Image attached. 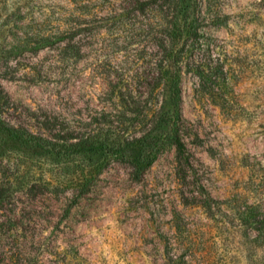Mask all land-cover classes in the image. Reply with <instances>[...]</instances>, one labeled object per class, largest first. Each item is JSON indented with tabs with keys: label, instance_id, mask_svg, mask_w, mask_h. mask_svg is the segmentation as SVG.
<instances>
[{
	"label": "rangeland",
	"instance_id": "rangeland-1",
	"mask_svg": "<svg viewBox=\"0 0 264 264\" xmlns=\"http://www.w3.org/2000/svg\"><path fill=\"white\" fill-rule=\"evenodd\" d=\"M203 5L212 17L202 28L216 44L210 64L223 71L182 74L188 159L169 146L135 178L114 156L88 164L70 152L3 143L0 264H171L167 252L190 251L188 264H264V245L239 221L250 205L264 215V0ZM67 6L0 0V116L36 134L97 127L102 110L118 104L107 82L149 71V44L98 19L83 31L79 54H62L55 19ZM39 32L50 37L39 41ZM82 170L99 174L81 190L67 180Z\"/></svg>",
	"mask_w": 264,
	"mask_h": 264
},
{
	"label": "trees",
	"instance_id": "trees-1",
	"mask_svg": "<svg viewBox=\"0 0 264 264\" xmlns=\"http://www.w3.org/2000/svg\"><path fill=\"white\" fill-rule=\"evenodd\" d=\"M65 1L68 6L63 16L55 19L54 34L66 39L60 47L62 54H79L83 31L91 20L98 19L117 33L127 27L129 32L122 35L124 39L133 43L142 39L149 44V71L146 75L135 72L130 75L131 79L125 74L114 83L108 81L105 92L109 98L116 97L115 112L103 109L100 124L82 132L36 134L24 126L9 124L0 116V152L10 151V147L2 145L10 141L33 152H70L88 164L95 160L106 163L114 156L131 166L135 178H140L169 146L176 148L177 160H187L181 134L182 74L209 76L215 75L216 70L223 71V67L210 64L216 56V44L202 28L212 17L211 11L202 7L203 0ZM39 35V41H47L49 36L40 32ZM117 37V41L122 40L121 36ZM118 47L117 44V50L121 51ZM127 84L134 85L135 89L124 91ZM141 88H146L144 94ZM146 107L151 112L150 117H146ZM124 124L133 125V129L128 130ZM98 174L93 170L73 172L67 181L82 190L91 185ZM240 215V223L255 232L253 243L264 245V215L257 206H247ZM190 253L167 252V260L171 264H188Z\"/></svg>",
	"mask_w": 264,
	"mask_h": 264
}]
</instances>
